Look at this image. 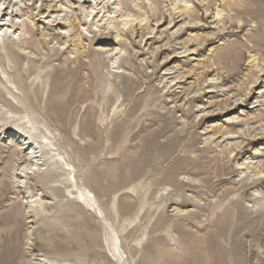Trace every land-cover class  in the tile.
<instances>
[{
  "label": "rangeland",
  "instance_id": "374dc122",
  "mask_svg": "<svg viewBox=\"0 0 264 264\" xmlns=\"http://www.w3.org/2000/svg\"><path fill=\"white\" fill-rule=\"evenodd\" d=\"M246 4L6 1L24 16L0 30V264H117L105 230L121 264H194L188 242L212 264V237L222 264H264V8Z\"/></svg>",
  "mask_w": 264,
  "mask_h": 264
},
{
  "label": "bare ground",
  "instance_id": "6f19581e",
  "mask_svg": "<svg viewBox=\"0 0 264 264\" xmlns=\"http://www.w3.org/2000/svg\"><path fill=\"white\" fill-rule=\"evenodd\" d=\"M6 1H8V0H0V15L2 14V17L0 18V22H5L4 20H6L5 19V17L6 16H8L9 17V28L10 29H14V28H16L17 26H20V23L22 24L23 23V16H22V10L21 9H19V10H17L18 9V7H17V5L19 4V3H21V2H19V3H17V5H15L16 7H17V9H11L10 10V8L8 7H3L4 6V4H6ZM86 1V0H85ZM245 2L247 3L246 5L249 7V9L250 10H252V12H254V13H256V14H261L262 12H263V8H264V0H245ZM10 4V3H9ZM8 6V5H7ZM11 6H13V5H11ZM20 6V5H19ZM48 6V5H47ZM27 7V6H26ZM28 9H29V7H27ZM47 8V7H46ZM7 9H9V13H8V10ZM93 9V8H92ZM247 9V8H246ZM13 12H15V15H13ZM22 12V13H21ZM24 12H26V11H24ZM27 13H29V12H27ZM48 13V12H47ZM51 13V12H50ZM26 14V13H25ZM38 14H40V13H38ZM30 16V15H29ZM39 16V15H38ZM46 16H47V14H46ZM53 16V15H52ZM51 16V17H52ZM258 16V15H257ZM49 17V16H48ZM16 18H18V19H21L19 22H16ZM259 18H260V16H259ZM8 19V18H7ZM54 22H56V21H54ZM2 23H0V25H2L0 28V30L2 31V27L3 26H5L6 25V22L4 23V24H2ZM57 23V22H56ZM60 24V23H59ZM79 24V23H78ZM23 25V24H22ZM4 28V27H3ZM8 34V33H7ZM6 34V35H7ZM5 35V34H4ZM94 71V70H93ZM94 73V75H96L95 74V72H93ZM71 83V82H70ZM65 84V83H64ZM92 84H94V83H92ZM56 94L58 95V97H56L55 98V100H54V103L55 104H53L54 106V108L56 109V111L59 109V108H61V109H63L65 112H67L68 111V109H69V107L67 108L66 107V98L67 97H69V90L67 89L66 91H64V92H67V95L65 96V99H63V95L65 94V93H62L61 92V83H56ZM93 89H91L92 90V92L95 90H98V88H97V86H96V83H95V86L93 85ZM69 88V87H68ZM92 88V87H91ZM63 94V95H62ZM64 100V101H63ZM89 118V117H88ZM91 120V119H90ZM89 120V121H90ZM94 122V121H93ZM85 124V123H84ZM84 124H83V126H84ZM93 127V126H92ZM18 131V130H17ZM15 132V136L17 135L18 136V139H17V142H18V145L22 148V149H24L25 151H26V155H25V157H27V158H29V159H32L33 158V156H34V154H35V149H36V147L34 148L33 147V145L36 143V135H37V133H35V132H33L32 130L31 131H29V132H20V131H18V132ZM92 133V132H91ZM96 135V134H95ZM97 136V135H96ZM47 148V146H42V147H39V149L40 150H42V151H45V149ZM39 150V151H40ZM41 152V151H40ZM33 166V165H32ZM59 169V168H58ZM46 171V170H45ZM50 171H52V170H50ZM25 172V171H24ZM39 172V171H38ZM41 172V171H40ZM44 172V171H43ZM42 172V173H43ZM29 173V172H28ZM44 173H46V172H44ZM50 175V174H49ZM42 176V175H41ZM43 176H44V174H43ZM45 182V181H44ZM78 189H80V188H76V190H78ZM82 189H80V191L78 192V195H80L81 197V200L83 201V202H95V197H94V195H93V193H92V195L91 194H89V193H87V192H90L89 190L87 191V190H83V191H81ZM90 205V204H89ZM104 234V243H105V247L106 248H108V252H109V254H110V256L112 257V259H114V261L117 263V264H121L119 261V259H121V253H120V250H119V247H118V244H117V242L114 240H112V234L107 230H105V233H103ZM215 239V237L213 238H209V239H207L205 242H204V246L205 247H203V250L201 251V252H204V254L205 253H208V257H210L209 258V260H210V262L212 263V264H215V263H218V264H222V252L223 253H225V251H223L222 250V247L221 246H219V244L217 243V241H216V239ZM198 248V245H197V243H192V242H188V244L186 245V246H184L183 247V249H185V250H188L189 249V251H192V250H194V253H197V258H195V263L194 264H198V262H199V264H200V262L202 261V256L198 253V252H195V250ZM226 255V254H225ZM190 258V257H189ZM193 259V258H192ZM119 260V261H118ZM189 262V261H188ZM191 263V262H190ZM193 263V262H192Z\"/></svg>",
  "mask_w": 264,
  "mask_h": 264
}]
</instances>
